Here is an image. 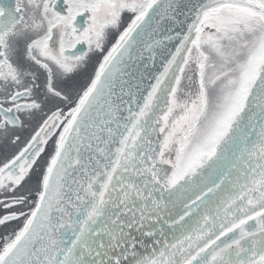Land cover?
<instances>
[{
	"label": "snow or ice",
	"instance_id": "obj_1",
	"mask_svg": "<svg viewBox=\"0 0 264 264\" xmlns=\"http://www.w3.org/2000/svg\"><path fill=\"white\" fill-rule=\"evenodd\" d=\"M0 146V264H264V0H0Z\"/></svg>",
	"mask_w": 264,
	"mask_h": 264
},
{
	"label": "flooded vegetation",
	"instance_id": "obj_2",
	"mask_svg": "<svg viewBox=\"0 0 264 264\" xmlns=\"http://www.w3.org/2000/svg\"><path fill=\"white\" fill-rule=\"evenodd\" d=\"M78 47H79V46H78ZM23 135H27V131H25L24 133H22V136H23ZM3 150H4L3 147L0 146V151H3ZM5 231H7V229L0 228V235H3Z\"/></svg>",
	"mask_w": 264,
	"mask_h": 264
},
{
	"label": "water",
	"instance_id": "obj_3",
	"mask_svg": "<svg viewBox=\"0 0 264 264\" xmlns=\"http://www.w3.org/2000/svg\"><path fill=\"white\" fill-rule=\"evenodd\" d=\"M159 66H160V65H159V62H157L156 67L159 68ZM144 83L147 84V83H149V81L146 80Z\"/></svg>",
	"mask_w": 264,
	"mask_h": 264
}]
</instances>
